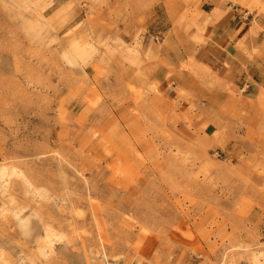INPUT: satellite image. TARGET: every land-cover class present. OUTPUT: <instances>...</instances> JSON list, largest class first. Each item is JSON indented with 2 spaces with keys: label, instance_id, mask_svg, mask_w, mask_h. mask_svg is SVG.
<instances>
[{
  "label": "rangeland",
  "instance_id": "374dc122",
  "mask_svg": "<svg viewBox=\"0 0 264 264\" xmlns=\"http://www.w3.org/2000/svg\"><path fill=\"white\" fill-rule=\"evenodd\" d=\"M202 1L0 0V264H264V91L186 61Z\"/></svg>",
  "mask_w": 264,
  "mask_h": 264
},
{
  "label": "crops",
  "instance_id": "0c3cea01",
  "mask_svg": "<svg viewBox=\"0 0 264 264\" xmlns=\"http://www.w3.org/2000/svg\"><path fill=\"white\" fill-rule=\"evenodd\" d=\"M260 6L264 0H260ZM252 0H203V33L185 42L186 61L201 66L235 89L264 91V12ZM201 38L202 40H199Z\"/></svg>",
  "mask_w": 264,
  "mask_h": 264
}]
</instances>
